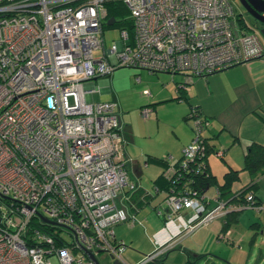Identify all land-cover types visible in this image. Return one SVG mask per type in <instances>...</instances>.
<instances>
[{"label": "built area", "instance_id": "built-area-1", "mask_svg": "<svg viewBox=\"0 0 264 264\" xmlns=\"http://www.w3.org/2000/svg\"><path fill=\"white\" fill-rule=\"evenodd\" d=\"M108 1L123 4L132 36L120 30L106 48ZM233 18L231 0H0V264H94L85 251L129 264L113 228L136 224L125 205L138 186L124 163L115 103H93L84 85L120 68L192 78L263 57L255 33L234 25L233 34ZM187 117L191 140L163 171L169 188L153 212L164 222L182 211L194 217L135 264L214 220L224 223L230 211H259L251 194L228 204L215 191L203 212L209 199L188 178L206 171L208 121L195 109Z\"/></svg>", "mask_w": 264, "mask_h": 264}, {"label": "crops", "instance_id": "crops-1", "mask_svg": "<svg viewBox=\"0 0 264 264\" xmlns=\"http://www.w3.org/2000/svg\"><path fill=\"white\" fill-rule=\"evenodd\" d=\"M234 19L235 25H239L238 19L236 17ZM262 47L264 52V46ZM116 70L109 76L94 78L86 82L84 87L86 91L90 92V98L93 103H116L120 130L125 141L123 159L129 180L138 186L136 197L140 200L146 198L147 202L145 205H150L152 209L159 207L164 197L161 188H158L157 192L153 188L155 180L162 171V167L154 163L152 159L164 162L167 166H173L178 162L182 149L190 142L192 137L191 123L187 117L191 109H197L200 115L208 121V126L203 131V138H205L207 146L211 149L206 161L208 171L215 179L216 177L212 174L209 165L210 155H215L217 151L222 153V158L219 159L223 163L221 168L222 178V175L228 169L242 170L243 155L249 144L255 143L264 146V56L205 77L189 78L187 75L179 73H146L148 77H145V79L149 93L146 98L148 99L145 102L137 103H131L127 99L124 101L122 99L120 104L119 102L117 103L120 91L117 87ZM133 71L140 72L141 70ZM152 76L155 77V81L148 82ZM137 78L138 80L140 79V77ZM156 86L159 88H156ZM160 104H173L181 109L178 124L173 126L171 131L160 132L158 126L152 129L149 128V123L153 121V117H156V109ZM138 109H140V118L142 120L138 118ZM142 111H147V114L145 116L142 115ZM128 113H133L138 118L139 124H132L129 120L130 116L127 115ZM151 174L153 178L148 182L150 183L148 190L142 185V181H145L146 177ZM262 178L255 180L256 186L253 189L254 199L259 203V211H264V181H262ZM216 181L218 183L221 182V180L218 181L217 179ZM248 184L240 188H233V185L232 192H237L238 194ZM214 194L215 188L212 197L206 198L209 200L208 203L203 205V212L209 210L211 205L215 204V201L212 200ZM134 196L133 201L136 200L135 204L138 206V201ZM193 217L194 215L189 211H182L166 222L160 220L163 226L153 233L152 249L154 246L161 245L172 238L181 229L182 225ZM212 224L213 222L208 225L211 226ZM252 224L257 225L252 230L255 231L260 228V223L255 222ZM123 225L120 227H125L126 229H134L136 228L135 226H139L129 223H123ZM199 232L197 231L192 237L180 239L173 248L178 245H183L184 247L177 254L187 260L189 256H195L194 259L197 258L194 255L197 250L184 244L186 241L193 239ZM113 234L116 241L125 245L123 253L128 251L126 244L129 243V238L122 232L113 231ZM252 234L254 235V233ZM215 239L217 240V236ZM252 244L249 243V246ZM130 250L135 253L132 256V264L137 263L144 256L134 249Z\"/></svg>", "mask_w": 264, "mask_h": 264}, {"label": "rangeland", "instance_id": "rangeland-1", "mask_svg": "<svg viewBox=\"0 0 264 264\" xmlns=\"http://www.w3.org/2000/svg\"><path fill=\"white\" fill-rule=\"evenodd\" d=\"M231 5L235 15L240 12L243 13L240 4L236 0H231ZM235 20V19H234ZM238 27V26H237ZM260 44L264 46V37L255 33ZM104 45L108 48L111 42L119 41V31L117 28L105 29L103 33ZM100 51H94L93 56L98 57ZM117 87L120 91L119 101L122 102L125 99L129 100L131 103L145 102L148 98L142 95V90L147 91V81L145 77H148L144 71H133L127 68L117 69ZM140 77V82H134L135 78ZM155 77L152 76L148 82H154ZM156 88H159L156 86ZM123 97V98H122ZM116 105V103H115ZM149 110V108H148ZM181 109L173 104H160L157 107L156 117H153V121L149 123V128L159 127L160 132L171 131V128L178 124V119L180 118ZM129 120L132 124H139L138 118H140V109L137 111L138 118L134 116L133 113L127 114ZM181 121V119H180ZM217 159H216V158ZM215 158V159H214ZM209 165L212 174L216 177L218 181L221 180V168L223 167L222 161L216 155L209 156ZM239 181L233 186V188H240L248 184V177L245 173L239 174ZM153 178V175L146 177L145 181H142V185L146 188L149 187L148 183ZM264 181V178H262ZM149 190V188H148ZM214 188H208L204 197H212ZM210 197V198H211ZM128 212L133 214L136 224V228L126 229L123 224L115 226L113 231L117 233L122 232L129 238V243L126 244L127 250L122 254V258L129 264H132V253L130 249H134L142 255H147L152 250L151 243L153 242V233L158 230L162 225L160 219H158L153 212L150 205L136 206L135 201L125 205ZM214 206V205H213ZM211 205V207H213ZM260 223V228L258 230H252L250 227L252 223ZM210 226V225H208ZM203 226L186 236H182L181 239H186L192 237L197 231L193 239L186 241L184 245L197 250L195 256H189L188 260L180 256V249L184 247L176 246L175 248L167 251L162 256L157 259L161 260L162 264H264V211H257L256 209H245L238 217L236 224L231 225L228 228V234L223 239H215L217 233L221 227V222L219 220H214L213 224L208 227ZM118 228V229H117ZM209 233V234H208ZM252 233H255L254 243L249 246L250 238ZM66 239L70 240L69 237L65 236ZM99 264H112V261L108 256L102 257V255L96 256Z\"/></svg>", "mask_w": 264, "mask_h": 264}, {"label": "trees", "instance_id": "trees-1", "mask_svg": "<svg viewBox=\"0 0 264 264\" xmlns=\"http://www.w3.org/2000/svg\"><path fill=\"white\" fill-rule=\"evenodd\" d=\"M104 7L106 10V15L104 18V21L102 22V30L104 32L105 29H111V28H117L118 31L124 30L126 31L129 38L132 36V24L130 22V19L128 17V13L123 6V4L120 1H108L104 3ZM112 20V25H107V21ZM196 112H198L199 116L204 118L202 115H200V112L195 109ZM203 137V133H202ZM205 140V138H203ZM211 149L209 147L206 148L205 152V158H204V165H205V172L203 174H197L192 175L191 178H188V180L191 179L192 181V188L196 190L197 195L204 196L205 191L213 187L215 188V191L218 193L217 198L219 201L226 202L228 204L232 203H240L242 204L244 201V198L247 194H251L253 196V189L255 188V180H257L260 177L264 178V146L251 143L249 144L244 152L243 155V167L241 171H235L228 169L221 178V182L218 183L216 179L209 173L207 161L206 158L209 154ZM222 158V157H220ZM219 158V159H220ZM152 161L158 165H161L162 171L159 175V177L155 180L153 188L159 190L158 188H161L163 190V193L165 195L166 191L169 188V182L164 179L162 176L163 171L168 167L167 164L164 162H161L159 160H153ZM245 172L249 178V184L246 188L241 190L240 192L234 193L232 192V186L238 182L239 180V173ZM188 185V184H187ZM190 185V183H189ZM138 194V193H136ZM135 199H137V205L141 206L142 204L145 205L147 200L146 198L140 200L134 196ZM253 205L258 207L259 203H257L254 199ZM136 202V200H134ZM243 210L240 211H230L225 215L224 223L221 224V227L219 229L218 235L220 233H225L228 231V228L231 225H234L238 221L239 215L242 213ZM257 225L252 224L251 229H255ZM255 239V233L250 238L249 243H253ZM161 260L157 259L154 262H150L149 264H160Z\"/></svg>", "mask_w": 264, "mask_h": 264}, {"label": "flooded vegetation", "instance_id": "flooded-vegetation-1", "mask_svg": "<svg viewBox=\"0 0 264 264\" xmlns=\"http://www.w3.org/2000/svg\"><path fill=\"white\" fill-rule=\"evenodd\" d=\"M236 1L243 10V13L240 12L238 14L242 26L260 35L259 31L263 29L264 26L262 22L258 21L256 14L252 11L253 8H261L260 4L253 0H244L241 3L238 0Z\"/></svg>", "mask_w": 264, "mask_h": 264}, {"label": "water", "instance_id": "water-1", "mask_svg": "<svg viewBox=\"0 0 264 264\" xmlns=\"http://www.w3.org/2000/svg\"><path fill=\"white\" fill-rule=\"evenodd\" d=\"M240 3L243 2L244 0H238ZM256 1V3H259L261 8H253V12L256 14L258 21L263 23L264 26V0H253ZM107 25L111 26L112 25V20L110 19L107 21ZM231 27L233 28V34L236 35V30L234 29V25L232 24ZM260 35L264 37V28L259 31ZM118 126H120V120L118 119ZM36 217L40 219L43 223L46 224H51L49 221H47L44 217H42L40 214H36ZM85 254L87 257L94 263V264H99L98 260L96 257L93 256L91 252L85 251ZM112 264H119L118 262L114 261Z\"/></svg>", "mask_w": 264, "mask_h": 264}, {"label": "bare ground", "instance_id": "bare-ground-1", "mask_svg": "<svg viewBox=\"0 0 264 264\" xmlns=\"http://www.w3.org/2000/svg\"><path fill=\"white\" fill-rule=\"evenodd\" d=\"M237 18L238 19V21H239V25L244 29V30H246V31H248V32H253V31H250V30H247V29H245L243 26H242V24H241V22H240V19H239V17H238V15H235V13H234V18ZM233 18V19H234ZM232 24L233 25H235V23L234 22H232ZM237 26H238V24H236ZM238 28V27H237ZM104 33V32H103ZM253 33H255V32H253ZM221 72V71H220ZM90 100H91V98H90ZM92 101V100H91ZM120 127V126H119Z\"/></svg>", "mask_w": 264, "mask_h": 264}]
</instances>
